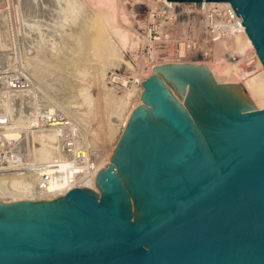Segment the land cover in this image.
Instances as JSON below:
<instances>
[{"label": "water", "instance_id": "95a60500", "mask_svg": "<svg viewBox=\"0 0 264 264\" xmlns=\"http://www.w3.org/2000/svg\"><path fill=\"white\" fill-rule=\"evenodd\" d=\"M166 2L230 5L264 69V0ZM183 65L153 68L88 188L0 202V264H264V110Z\"/></svg>", "mask_w": 264, "mask_h": 264}, {"label": "rangeland", "instance_id": "374dc122", "mask_svg": "<svg viewBox=\"0 0 264 264\" xmlns=\"http://www.w3.org/2000/svg\"><path fill=\"white\" fill-rule=\"evenodd\" d=\"M133 5L0 0V191L40 193L58 186L55 172L79 184L108 155L156 37L148 31L166 23L163 11L137 17Z\"/></svg>", "mask_w": 264, "mask_h": 264}, {"label": "built area", "instance_id": "2783aa9c", "mask_svg": "<svg viewBox=\"0 0 264 264\" xmlns=\"http://www.w3.org/2000/svg\"><path fill=\"white\" fill-rule=\"evenodd\" d=\"M131 12L137 17L149 15L157 8L163 11L165 25L153 28L148 35L152 39L151 52L142 69L153 70L163 65L186 64L194 56L212 61V46L224 40L240 35L241 23L230 5L223 3L204 5L205 3H169L166 0H133ZM149 39H151L149 37ZM151 43V42H150ZM156 51V52H153ZM222 63L233 66L243 78L254 73V58L250 53L225 52ZM133 85H138L135 79ZM49 127V125H48Z\"/></svg>", "mask_w": 264, "mask_h": 264}, {"label": "bare ground", "instance_id": "6f19581e", "mask_svg": "<svg viewBox=\"0 0 264 264\" xmlns=\"http://www.w3.org/2000/svg\"><path fill=\"white\" fill-rule=\"evenodd\" d=\"M210 4H213V3H205L204 5H210ZM214 4L223 5V3H214ZM21 14H23V13H21ZM110 20H112V19H110ZM112 23L109 24V25L113 26ZM238 23L240 25V33H241L240 35L236 36L234 39H231V40H224V41H221V42H217V43H215L212 46L211 52H212V57L214 58L213 62L212 61H206V60H204V59H202L200 57H198L197 59H194V56H193V57L189 58L188 62L186 64H184L183 66H205V68L208 71L210 77L212 78V80L217 85L242 83L243 87L245 88L247 94L249 95L251 101L253 102V104L257 108V110H264V69H263L262 65L260 64V62H259V60H258V58H257V56H256V54L254 52V49H253L249 39L247 38V36H246V34L244 32V28L241 26V23H240L239 20H238ZM109 28H110V26H109ZM115 29H116V27H115ZM110 30H111V28H110ZM28 33H30V32H28ZM121 38H122V36H121ZM125 40L123 39L122 42L124 43ZM226 51L227 52L231 51L233 53H238V54H243V53H246V52L250 53V55L254 58V67H253L254 73L251 75V77L243 78L237 72V69L235 67L227 66L225 63L221 62L222 56H223V54ZM138 71H141V72H139V74L137 72L135 77H134V79H136L138 81V85H133L132 89L129 90V94L127 95V99L123 100V101L121 100V102H120V104H121L120 105V107H121L120 110L121 111L123 110V112H124V114L122 113L123 116L122 117L120 116L121 117V123L120 124H121V128H123L122 132L124 131V129H125L128 121H129L131 115L133 114V112L138 107L143 106L144 102H143L142 83L144 82V80H146L150 76H152V73H153V70L149 71V70L142 69V70H138ZM96 77H97V75H96ZM127 92H126V94H127ZM2 119H1V123L4 122V120L2 121ZM5 120H6V118H5ZM37 126L38 125H36L35 127H37ZM121 128H120V132H121ZM52 130L53 131H51V132L53 134L56 133V128L55 129L53 128ZM121 134L119 133L118 137L113 139L114 142H112V147H110V151L108 152V155L106 154L107 156L105 157V159H103V161L101 163H96V164H92L91 166H89L90 169H89V171H87L88 172L87 174L85 173L86 175H85V177L82 178L83 181L81 183L76 184V182H71L70 181V177H66L65 173H62V172L58 173L57 172V174H55L56 173L55 172L54 175H51V177H49V178H52L55 181V183H57L56 184V186L58 185L57 187H51L48 183H46L47 184L45 186L46 188H44L43 191H40V193H35L34 192L32 194H29V195L26 194L25 195V193L27 191L25 193H23V191H20L19 189H17V191H19V192H15V190L12 191V188H9L7 186L6 191L5 190H3V192L0 191V202L1 203H5V202L8 203L10 200H12L13 203L51 201V200H54V199H57L59 197L64 196L69 190H71L73 188H79V189L88 188L97 179H99L101 171L107 169L110 166V162H111V159H112V156H113L114 148H115L116 144L118 143V140H119ZM0 171H2V168H1ZM3 171H5V170H3ZM3 173H5V172H3ZM51 173H53V172H51ZM43 183H45V182H43ZM42 188H40V189H42Z\"/></svg>", "mask_w": 264, "mask_h": 264}]
</instances>
